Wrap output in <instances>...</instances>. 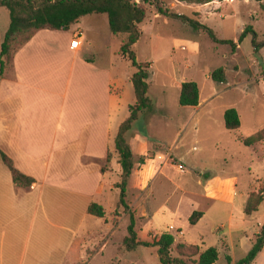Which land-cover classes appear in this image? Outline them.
Here are the masks:
<instances>
[{"label":"rangeland","instance_id":"rangeland-1","mask_svg":"<svg viewBox=\"0 0 264 264\" xmlns=\"http://www.w3.org/2000/svg\"><path fill=\"white\" fill-rule=\"evenodd\" d=\"M159 3L170 13L211 27L219 39L234 40L238 46L233 51L231 44L216 42L189 22L160 14L155 1L145 4L147 16L140 25L141 36L133 50L146 69L151 106L132 123L126 140L132 147L133 142L143 138V144L136 149L142 154L135 153L134 162L138 165L128 184L130 179L135 181L137 166L139 171L146 166L141 176L147 186L154 173L160 174L151 183L153 196L146 195L151 213L141 216L140 209L137 213V195L131 189L127 191L129 208L119 206L120 190L108 185L104 194L96 195L94 200L104 203L106 216L115 228L109 232L93 217L83 222L80 237L87 231L92 237L84 238V250L79 249L77 264H162L159 247L154 242L166 232L174 234L177 241L200 245L203 250L216 246L220 254L217 264H227V255L233 262L247 255L254 234L264 224V200L252 216L246 214L243 200L252 194L264 198V140L251 146L244 143L245 138L264 128V44L260 46L264 43V0H214L207 4L159 0ZM9 23L8 9L0 7V50ZM80 23L90 44V50L84 54L111 72L114 90L111 128L115 138L121 124L130 117V105L136 102L131 77L137 68L120 52L121 39L112 32L107 14H91ZM248 26L254 28L256 35L248 34L240 41ZM71 30L73 33L74 28ZM76 36H81V32L73 33V39ZM55 44L46 39L41 45ZM8 67L7 73L12 74V67ZM219 67L225 68L226 82L211 78ZM47 74L54 75L55 69L49 68ZM44 81L47 85L54 84L52 79ZM185 81L199 85L197 107L182 106L179 102ZM231 107L241 117L238 129L225 126L224 114ZM113 144L115 147V140ZM141 156L146 159L145 164L139 162ZM101 164L106 168L117 167L114 157ZM181 165L183 170L179 169ZM162 171L166 172L165 177ZM109 177L122 180V174L118 177L110 173L106 182ZM236 193L233 208L222 201ZM180 200L175 215L174 206ZM192 209L207 214L198 225L188 219ZM83 211L80 207V217ZM131 213L140 243H132L130 247L126 238L130 237ZM106 241L105 248L99 251ZM173 257L177 253L173 252ZM254 264H264V251Z\"/></svg>","mask_w":264,"mask_h":264},{"label":"crops","instance_id":"crops-1","mask_svg":"<svg viewBox=\"0 0 264 264\" xmlns=\"http://www.w3.org/2000/svg\"><path fill=\"white\" fill-rule=\"evenodd\" d=\"M81 24L73 30L81 32L80 48H71L72 30H40L15 55L12 74L6 72L0 81V148L19 170L36 180L30 187L17 185L0 155V264H77L84 238L92 237L89 231L80 237L83 222L93 217L107 231L115 228L107 216L88 213L96 195L102 196L108 185L119 189L116 185L121 179L109 177L106 181L110 173L120 177L122 168L113 144L118 133L112 137L111 72L84 54L90 44ZM46 39L55 41V46L41 45ZM52 67L55 74L48 75ZM44 79H52L54 84L47 85ZM140 144L141 137L132 143L133 150L137 151ZM108 151L117 167L103 172L101 162ZM138 167L127 191L131 189L137 195V213L140 209L141 216H149L150 199L146 195L153 196L151 183L160 174L154 173L147 186L141 176L146 166L140 171ZM165 174L162 171L163 177ZM236 198L237 193L222 201L233 208ZM243 200L246 207L248 196ZM97 203L104 206L102 201ZM180 204L181 200L174 206L175 215ZM80 207L84 209L81 217ZM194 211L198 210H190L188 219ZM201 212L203 216L196 225L207 217L205 211Z\"/></svg>","mask_w":264,"mask_h":264},{"label":"trees","instance_id":"trees-1","mask_svg":"<svg viewBox=\"0 0 264 264\" xmlns=\"http://www.w3.org/2000/svg\"><path fill=\"white\" fill-rule=\"evenodd\" d=\"M157 3L158 11L165 16L179 18L184 22H189L195 29L202 30L209 34L216 42L231 44L233 51L238 44L234 40L219 39L215 31L196 20L178 13H170L160 6L159 0H0V7H6L10 14V23L5 33L0 50V81L4 78L8 66H13L14 57L40 30H60L69 31L73 29L80 20L91 14H107L112 32L121 39L120 52L127 57L132 65L137 68L131 77L133 82L136 102L130 105V117L120 126L116 137V150L119 154V164L122 168V180L117 183L120 189L119 206L129 208L127 203L128 179L135 167V151L126 140V133L131 128L132 123L139 117L140 113L151 106V99L148 96L149 84L146 81L147 73L145 67L136 59L133 46L141 36V23L147 16L145 4ZM189 4H207L214 0H180ZM262 2L263 0H255ZM248 34L256 35L252 26L244 29L240 36V41ZM256 50L259 45L253 40ZM264 43H261L262 46ZM211 78L215 81L226 82V72L224 67L215 69ZM179 102L182 106H198L200 104V88L195 81H185L181 86ZM225 126L228 129H238L241 126V117L235 107L228 108L224 114ZM264 140V128L255 134L244 139L247 146ZM0 155L4 164L10 169L14 182L22 187L32 186L36 180L19 170L13 159L0 148ZM113 154L108 151L107 159L110 161ZM141 164L146 163V159L141 156ZM103 172L107 170L105 166ZM264 198L257 194H252L246 203L245 212L252 215L258 211ZM88 213L103 218L106 216L105 207L97 202H93L88 207ZM203 212L194 211L190 217L191 224H197ZM136 220L131 213V224L129 226L130 237L126 238L128 246L132 243L138 244L136 233ZM146 244H150L146 242ZM159 247V258L162 264H217L220 254L216 246H211L202 250L197 244H185L176 240L174 234L163 233L154 242ZM264 250V224L255 236L254 243L247 255L233 262L232 257L227 255V264H254L260 253ZM173 252L177 257H173Z\"/></svg>","mask_w":264,"mask_h":264},{"label":"built area","instance_id":"built-area-1","mask_svg":"<svg viewBox=\"0 0 264 264\" xmlns=\"http://www.w3.org/2000/svg\"><path fill=\"white\" fill-rule=\"evenodd\" d=\"M81 47V40H80V36H76L72 42H71V48L73 49H77V48H80ZM179 169L180 170H183V166H179Z\"/></svg>","mask_w":264,"mask_h":264}]
</instances>
